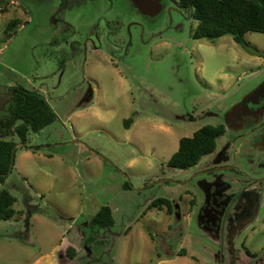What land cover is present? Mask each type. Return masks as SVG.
<instances>
[{"label": "rangeland", "instance_id": "374dc122", "mask_svg": "<svg viewBox=\"0 0 264 264\" xmlns=\"http://www.w3.org/2000/svg\"><path fill=\"white\" fill-rule=\"evenodd\" d=\"M31 7L30 0H0V95L14 86L40 92L58 119L32 134L29 145L36 150H16L12 173L0 184V192L9 190L18 199L15 220H0V264H197L193 254L213 263L190 243L196 233L185 211L180 221L165 210L150 209L142 216L151 191L139 189L183 137L215 121L207 117L171 127L161 119L163 113L225 109L254 85V72L264 71V34L245 36L259 55L232 36L195 39L191 30L177 46L164 43L157 63L140 66L135 60L131 69L98 63L87 70L95 97L81 105L83 98L72 91L83 82L79 69L68 65L59 84V62L48 47V16L30 14ZM12 20L20 24L7 37ZM130 118L134 122L127 127ZM183 189L165 187L157 195L179 201ZM26 191L38 210H30ZM179 202L185 210V197ZM103 206L113 210L114 233L89 229L87 235L96 239L88 249L83 227ZM171 226L179 233L176 257L160 258L158 239ZM258 243L264 245V235ZM69 245L77 248L73 259L67 256Z\"/></svg>", "mask_w": 264, "mask_h": 264}, {"label": "flooded vegetation", "instance_id": "af4514ba", "mask_svg": "<svg viewBox=\"0 0 264 264\" xmlns=\"http://www.w3.org/2000/svg\"><path fill=\"white\" fill-rule=\"evenodd\" d=\"M30 2V14L43 12L48 16V47L53 49L54 59L59 62V71L55 72L59 84L68 65L75 72L79 69L82 75L83 82L72 90L83 98L81 105L90 103L96 94L93 80L87 75L90 67L100 63L131 69V63L135 60L140 66L148 62L157 63L160 57L156 52L164 43L177 46L179 40H185L191 30L194 37L198 25L193 10L185 6L182 0ZM263 72H254V85L236 95L219 112L198 108L182 113L164 112L161 119L171 127L200 123L210 117L215 119L214 123L200 129L211 125L222 128L223 133L217 138L214 151L204 155L194 165L185 167L175 161L177 150L168 161L160 163L155 177L139 189L151 191L142 216L150 209L165 210L170 216L176 215L180 221L185 211L196 233L191 235L189 241L212 258L211 264H264V245L258 243L264 235V76L260 77ZM20 89L40 95L56 114L45 95L23 86H14L0 95V141L14 143L9 170L0 174L4 178L0 184H4L12 173L16 150L19 147L36 150L37 147L29 145L32 134L40 133L58 119L56 114L52 124L38 133L30 131L25 138L17 132L21 121H16L7 130L6 124ZM197 131L183 138L193 137ZM165 187L172 188V192L184 188L179 201L185 197V210L178 199L158 197V192ZM3 191L10 193L6 189ZM33 200L26 191L25 202L30 210L35 208ZM17 202L18 199L15 204ZM16 217L17 214L11 220ZM131 220L129 218L128 221ZM85 224L83 242L90 249L84 237H94L89 243L92 244L96 236L87 235L89 222ZM115 224L114 219L112 227L101 230L114 233L112 228ZM167 231L158 239L157 255L172 259L176 257L172 254L173 244L179 241V233L172 226ZM192 258L197 264H206L195 254Z\"/></svg>", "mask_w": 264, "mask_h": 264}, {"label": "trees", "instance_id": "16d2710c", "mask_svg": "<svg viewBox=\"0 0 264 264\" xmlns=\"http://www.w3.org/2000/svg\"><path fill=\"white\" fill-rule=\"evenodd\" d=\"M183 4L193 10L194 18L198 21L194 37L215 41L224 36H232L234 41L244 49L259 55L257 47L245 39L248 33L264 34V0H182ZM20 22L12 20L8 23L5 35L10 37L11 32L17 29ZM56 120V114L37 93L20 89L16 97V105L11 111V117L6 124L7 130L16 121H21L17 132L22 136L32 131L38 133L45 126ZM133 118L126 121L129 127ZM223 133L222 128L205 126L198 130L193 137L180 140L174 160L182 166L196 164L204 155L216 148L217 138ZM13 142L0 141V174L8 172L11 163ZM4 178L0 177V181ZM17 199L8 191L0 194V220L8 221L16 215L14 204ZM169 204V203H168ZM114 224L112 209L103 206L89 222L90 229H108ZM87 244L91 237H84ZM75 246L67 247V256L75 258Z\"/></svg>", "mask_w": 264, "mask_h": 264}, {"label": "water", "instance_id": "95a60500", "mask_svg": "<svg viewBox=\"0 0 264 264\" xmlns=\"http://www.w3.org/2000/svg\"><path fill=\"white\" fill-rule=\"evenodd\" d=\"M13 167V162H12V165H11V168Z\"/></svg>", "mask_w": 264, "mask_h": 264}]
</instances>
